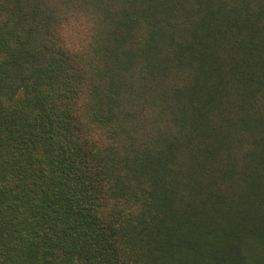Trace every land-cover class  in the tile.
Listing matches in <instances>:
<instances>
[{"label":"trees","instance_id":"trees-1","mask_svg":"<svg viewBox=\"0 0 264 264\" xmlns=\"http://www.w3.org/2000/svg\"><path fill=\"white\" fill-rule=\"evenodd\" d=\"M0 264H264V0H0Z\"/></svg>","mask_w":264,"mask_h":264}]
</instances>
